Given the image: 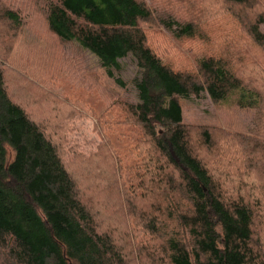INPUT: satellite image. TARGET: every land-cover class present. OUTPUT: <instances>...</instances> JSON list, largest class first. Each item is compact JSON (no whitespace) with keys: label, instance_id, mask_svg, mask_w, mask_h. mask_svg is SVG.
Here are the masks:
<instances>
[{"label":"trees","instance_id":"obj_1","mask_svg":"<svg viewBox=\"0 0 264 264\" xmlns=\"http://www.w3.org/2000/svg\"><path fill=\"white\" fill-rule=\"evenodd\" d=\"M152 2L43 0L50 30L95 55L118 86L122 59L132 57L138 67V100L118 98L98 116L121 171L118 195L131 230L106 229V210L117 217V209L107 203L96 210L79 192L76 170L82 176L94 161L64 156L72 117L58 111L49 131L48 120L43 125L30 111L47 104L35 109L14 99L0 62V264H264V60L253 77L245 48L264 47V0H219L213 13L200 0ZM0 16L14 28L22 24L20 11ZM153 21L191 44L193 68L156 50L146 29ZM81 86L63 94L75 99ZM203 92L255 110L252 131L259 135L186 124L182 98ZM217 136L234 140V148L210 163L201 153L215 148Z\"/></svg>","mask_w":264,"mask_h":264},{"label":"rangeland","instance_id":"obj_2","mask_svg":"<svg viewBox=\"0 0 264 264\" xmlns=\"http://www.w3.org/2000/svg\"><path fill=\"white\" fill-rule=\"evenodd\" d=\"M152 1L149 0L150 3ZM152 3L155 4V0ZM199 3L201 8L209 13L221 8L219 0H200ZM7 8L20 11L22 17L21 26L14 28L10 26L13 25L11 22L7 21L9 25L0 16V62L4 66L9 93L21 104H31L30 106L35 109H43L40 103L45 102L48 109H43L42 112L34 109L30 111L43 125L48 120L46 126L51 132L55 131L56 127L50 119L56 117L58 111H61L64 117H72L69 120V129L62 141L67 146V153L64 156L71 161L80 155L83 156L81 157L83 163L89 160L94 161L88 168L85 166L87 173L83 172L82 176H80L82 173L76 170V163H74L76 175L81 181L79 192L83 197L95 203L96 210L109 206L107 203H110V208L117 209V217L111 214L112 211L106 210L109 219L107 222L105 212L103 219L105 218L104 221L107 222L106 229L116 230L122 226L131 230L133 226L131 214L124 212L123 198L118 195V192L124 188L121 171H118L117 161L106 145L98 116L118 98L138 100L134 79L139 76V70L135 60L132 57L121 60L122 69L118 77L122 79L124 85L118 86L113 79L107 76L95 55L79 49L76 44L62 42L50 30L43 13V0H0V15ZM146 29L152 45L169 62L172 61L186 68L194 67L196 52L191 49V44L175 40L157 21L146 25ZM246 45H248L245 48L251 61V66H248L247 70L254 77L260 74L256 65L264 60V47ZM58 78L63 82L62 88L58 86L61 84ZM56 81L57 84H55ZM33 84L37 89L35 91L34 88L30 90L26 87L31 88ZM76 84L82 85L80 94L74 95L75 99L65 97L63 91L73 89ZM79 99L89 101L91 108L96 110L97 114L90 112L88 105L84 106L85 104L80 103ZM235 99L236 97H233L223 103H217L206 92L201 93L200 97L182 98L184 122L192 127L212 126L245 136L259 135L252 131L256 111L240 108L235 104ZM195 131L196 129H193V136ZM259 136L264 139V136ZM232 141L227 143L226 138L217 136L215 148H212L210 152L204 149L201 155L209 161L214 155L215 162L220 161V158H227L234 148ZM211 166H214V163ZM95 173L99 174L97 179L95 178L97 176L93 175ZM138 215L136 213L133 216L136 218L135 227H138Z\"/></svg>","mask_w":264,"mask_h":264}]
</instances>
